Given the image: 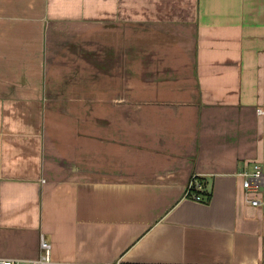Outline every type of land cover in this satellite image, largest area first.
Wrapping results in <instances>:
<instances>
[{"label":"crops","instance_id":"crops-1","mask_svg":"<svg viewBox=\"0 0 264 264\" xmlns=\"http://www.w3.org/2000/svg\"><path fill=\"white\" fill-rule=\"evenodd\" d=\"M258 108L264 0H0V256L264 264Z\"/></svg>","mask_w":264,"mask_h":264},{"label":"built area","instance_id":"built-area-1","mask_svg":"<svg viewBox=\"0 0 264 264\" xmlns=\"http://www.w3.org/2000/svg\"><path fill=\"white\" fill-rule=\"evenodd\" d=\"M258 112L264 114V109L258 108ZM242 179V186L245 190L246 198L249 203L255 206L264 207V163L256 162L251 168L238 172ZM203 189V182L194 178L187 186L185 195L196 201H203V195L199 192ZM41 254L33 259H18L1 257L0 264H83L58 262L52 256L51 243L44 237L40 241ZM105 264H159L149 262L123 263L120 260Z\"/></svg>","mask_w":264,"mask_h":264}]
</instances>
